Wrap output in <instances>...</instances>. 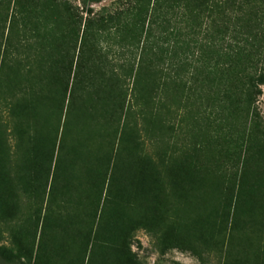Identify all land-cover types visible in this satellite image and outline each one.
<instances>
[{
    "label": "rangeland",
    "instance_id": "1",
    "mask_svg": "<svg viewBox=\"0 0 264 264\" xmlns=\"http://www.w3.org/2000/svg\"><path fill=\"white\" fill-rule=\"evenodd\" d=\"M115 1L0 0V264H33L43 185L51 177L86 11L96 18ZM94 40L79 62L88 85L101 54ZM103 40L98 48L109 47ZM117 57L116 64H125ZM150 66L167 68L169 62L153 58ZM157 85L143 84V116L128 118L121 135L131 188L120 194L123 209L115 217L110 209L108 216L116 227L126 226L125 264H264V85L258 116L233 117L230 129L217 118L199 119L180 108L177 91L171 88L167 96ZM80 95L62 143L59 189L65 196L59 199L80 195L79 211L86 217L95 209L71 178L91 172L92 156L111 134L100 106ZM111 100L122 105L116 96ZM128 102L129 95L124 107ZM121 128L122 119L119 133ZM77 151L91 159L77 160ZM93 230L89 226L85 233L92 238ZM60 232L64 249L50 250L51 262L73 264L75 255H69L80 252L79 241Z\"/></svg>",
    "mask_w": 264,
    "mask_h": 264
},
{
    "label": "trees",
    "instance_id": "2",
    "mask_svg": "<svg viewBox=\"0 0 264 264\" xmlns=\"http://www.w3.org/2000/svg\"><path fill=\"white\" fill-rule=\"evenodd\" d=\"M86 12L33 264H52L50 250L55 254L58 248L64 249L60 229L65 236L69 234L79 241L76 244L80 245V252L69 255H75L73 264H125L129 238L126 226L117 222L116 227L115 219L108 215L110 209H114L113 217L116 210L118 215L124 207L120 194L131 188L127 184L131 163L126 161L128 156L124 159L121 135L129 128L128 118L135 113L143 116L140 106L145 82H158L157 87L163 88L167 96L173 88L178 93L177 106L194 112L199 119L217 118L229 129L233 127V117L246 114L252 120L259 114L256 104L264 85V0H117L101 9L96 18H90V8ZM94 27L97 28L91 38ZM101 37L109 47L98 48ZM90 38L95 39L94 46L101 54L88 85L79 62ZM110 47L117 49L112 51ZM125 49L127 52H121ZM115 56L125 64H116ZM153 58L159 62L166 60L169 66L151 67ZM80 94H86L100 106L111 134L108 145L92 156L96 164L91 172L71 178L80 188L86 185L84 190L77 188L95 209L94 215L86 217L79 211L80 195L61 198L65 191L59 189L64 172L62 143L74 99ZM127 95L132 103L124 107ZM115 96L122 101L120 107L108 101ZM84 154L77 151L75 157L78 160ZM87 158L91 159L90 154L80 159L87 162ZM59 224L69 226L64 229ZM77 225H82L79 236ZM88 225L94 226L92 238L85 233ZM111 254L116 259H105Z\"/></svg>",
    "mask_w": 264,
    "mask_h": 264
},
{
    "label": "crops",
    "instance_id": "3",
    "mask_svg": "<svg viewBox=\"0 0 264 264\" xmlns=\"http://www.w3.org/2000/svg\"><path fill=\"white\" fill-rule=\"evenodd\" d=\"M52 168H53V163H52ZM49 182H50V176L48 175L44 181L43 190H42V203L44 206H45V200H46L47 191H48V187H49Z\"/></svg>",
    "mask_w": 264,
    "mask_h": 264
}]
</instances>
